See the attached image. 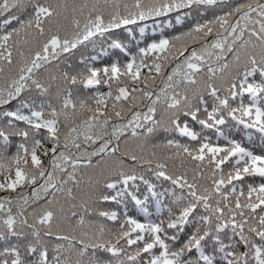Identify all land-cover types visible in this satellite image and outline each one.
<instances>
[{
	"label": "snow or ice",
	"instance_id": "1",
	"mask_svg": "<svg viewBox=\"0 0 264 264\" xmlns=\"http://www.w3.org/2000/svg\"><path fill=\"white\" fill-rule=\"evenodd\" d=\"M0 264H264V0H0Z\"/></svg>",
	"mask_w": 264,
	"mask_h": 264
},
{
	"label": "trees",
	"instance_id": "2",
	"mask_svg": "<svg viewBox=\"0 0 264 264\" xmlns=\"http://www.w3.org/2000/svg\"><path fill=\"white\" fill-rule=\"evenodd\" d=\"M236 138H237V139H240L241 137H240V135H239V134H237ZM257 150H258V149H257Z\"/></svg>",
	"mask_w": 264,
	"mask_h": 264
}]
</instances>
